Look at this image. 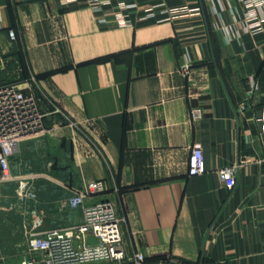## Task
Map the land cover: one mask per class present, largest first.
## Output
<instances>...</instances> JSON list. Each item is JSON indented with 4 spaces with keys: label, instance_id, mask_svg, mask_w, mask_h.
<instances>
[{
    "label": "crops",
    "instance_id": "crops-1",
    "mask_svg": "<svg viewBox=\"0 0 264 264\" xmlns=\"http://www.w3.org/2000/svg\"><path fill=\"white\" fill-rule=\"evenodd\" d=\"M128 1L139 7L120 26L86 0H0V85L33 86L44 113L12 160L17 179L0 181V264L36 255L31 230L81 222L66 200L92 180L106 189L85 204L109 198L122 218L123 264L137 252L144 264H264V31L245 30L241 0ZM161 2L192 10L146 14ZM197 143L207 171L189 175Z\"/></svg>",
    "mask_w": 264,
    "mask_h": 264
},
{
    "label": "built area",
    "instance_id": "built-area-1",
    "mask_svg": "<svg viewBox=\"0 0 264 264\" xmlns=\"http://www.w3.org/2000/svg\"><path fill=\"white\" fill-rule=\"evenodd\" d=\"M68 4L78 0H61ZM244 5L242 25L245 30L253 33L264 31V0H241ZM87 4L97 14L100 23L113 21L120 26L132 24L130 10L137 9V1L128 0H86ZM162 10L170 15L189 12L188 5L168 7L165 2L150 5L145 8L147 15H153L156 10ZM14 38V31H11ZM185 66L184 69H186ZM35 83L37 78L32 76ZM249 94L254 93L259 84L256 78L249 81ZM246 101L241 102L239 112L247 108ZM56 111L61 109L56 107ZM193 117L201 118L202 110L193 109ZM64 114V113H63ZM65 115V114H64ZM65 117H67L65 115ZM70 124L75 123L70 120ZM44 129V113L33 86L28 90L15 84L0 85V181L16 180L17 176L11 170L14 156L18 153L23 140L34 136ZM258 162H264V157H258ZM207 171L205 152L201 144L193 146L189 157V175L202 174ZM217 176L221 183L232 189L236 184L234 165L217 168ZM19 187L24 189L26 181L18 180ZM106 189L103 180H92L77 188L66 200L71 208L83 206L84 217L81 222L63 227L50 228L43 232L30 231V250L36 255L23 261V264H93L111 263L123 264L126 252L123 246L122 218L117 214L115 205L109 198H103L91 204H85L89 194H97ZM33 218V217H32ZM146 260L142 252L135 254L133 264H144Z\"/></svg>",
    "mask_w": 264,
    "mask_h": 264
},
{
    "label": "water",
    "instance_id": "water-1",
    "mask_svg": "<svg viewBox=\"0 0 264 264\" xmlns=\"http://www.w3.org/2000/svg\"><path fill=\"white\" fill-rule=\"evenodd\" d=\"M258 115H259V116L261 115V110H259V113H258Z\"/></svg>",
    "mask_w": 264,
    "mask_h": 264
},
{
    "label": "rangeland",
    "instance_id": "rangeland-1",
    "mask_svg": "<svg viewBox=\"0 0 264 264\" xmlns=\"http://www.w3.org/2000/svg\"><path fill=\"white\" fill-rule=\"evenodd\" d=\"M93 264H97V263H93Z\"/></svg>",
    "mask_w": 264,
    "mask_h": 264
}]
</instances>
